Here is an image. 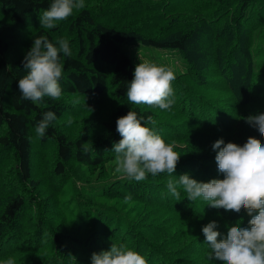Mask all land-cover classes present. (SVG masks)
I'll return each instance as SVG.
<instances>
[{
	"label": "trees",
	"instance_id": "1",
	"mask_svg": "<svg viewBox=\"0 0 264 264\" xmlns=\"http://www.w3.org/2000/svg\"><path fill=\"white\" fill-rule=\"evenodd\" d=\"M89 4L41 29L47 0H0V259L90 264L92 252L116 242L148 264H205L201 227L211 221L226 234L225 222L246 226L249 217L243 209L217 215L183 193L173 199L164 173L139 182L117 174L110 151L120 139L115 121L130 108L151 115L180 154L174 175L222 178L211 147L216 139L237 147L264 142L243 119L264 113V0ZM175 9L185 12L168 30ZM208 15L215 17L213 28ZM33 33L66 38L72 53L63 60L62 94L38 105L19 100L16 83ZM133 42L175 50L183 60L170 110L128 104L125 86L136 64L124 46ZM49 109L57 119L38 137L35 123ZM75 204L78 215L71 214ZM83 214L90 215L86 228Z\"/></svg>",
	"mask_w": 264,
	"mask_h": 264
},
{
	"label": "clouds",
	"instance_id": "2",
	"mask_svg": "<svg viewBox=\"0 0 264 264\" xmlns=\"http://www.w3.org/2000/svg\"><path fill=\"white\" fill-rule=\"evenodd\" d=\"M39 2V0H37ZM39 15L41 29H50L72 15L74 9L85 7V0H47ZM32 43L21 61L24 75L16 81L19 100L40 104L45 98L56 99L62 94L63 60L71 56L70 42L63 37L52 41L45 34H32ZM172 68L149 60H139L132 79L126 83L129 105H147L170 110L175 103ZM235 115V114H234ZM239 118V117H238ZM57 119L52 110L43 111L34 126V134L45 137ZM246 125L264 138V113L243 118ZM71 118L67 123L71 124ZM151 115H140L130 108L118 116L115 130L120 139L112 143L115 171L132 181H143L149 175H167L166 189L173 199L181 193L190 202L203 201L209 208L238 215L243 209L249 219L235 227L225 222L226 234L219 225L208 222L200 229L205 249V264H264V142L247 140L243 146L216 139L215 151L218 176L207 181L197 180L188 173L174 175L180 154L154 127ZM88 152L86 145H81ZM242 219V218H241ZM0 264H15L14 259H0ZM90 264H148L146 258L132 247L113 242L107 250L92 252Z\"/></svg>",
	"mask_w": 264,
	"mask_h": 264
},
{
	"label": "rangeland",
	"instance_id": "3",
	"mask_svg": "<svg viewBox=\"0 0 264 264\" xmlns=\"http://www.w3.org/2000/svg\"><path fill=\"white\" fill-rule=\"evenodd\" d=\"M90 1L94 2V1H99V0H85V7L92 5V4H89ZM173 4H174V1L172 2L171 5H173ZM181 5L183 6L184 4H181ZM190 8H192V7L187 6L185 9H190ZM185 9L173 10L174 15H173L172 20H171L172 23L167 26L168 30H169V27L171 28V27L176 25V20L181 18L182 14L185 12ZM190 14H192V13H190ZM207 19H208L209 27H211V28H213V26L215 27L216 20H215L214 15H212V16L208 15ZM223 37H225V36H223ZM199 40L204 42L205 37H201ZM124 48L126 49V51L128 52V55L131 57V59L133 60V62L135 64L139 63V60H145L146 59V60H149L153 63L166 65V66L172 68L175 75L179 74L180 72L183 71V60L181 59L179 53L175 50H165V49L152 48L150 46L143 45L140 42H133L130 45L124 46ZM201 93L205 96H207L209 94V93L204 92V91H201ZM71 206H72V208L75 209L76 204L71 205ZM71 214L72 215H78L79 213H77V210L75 209V211L72 212ZM89 216L90 215H88V214L82 215L83 228H86V224L90 221ZM72 219H73V217H72Z\"/></svg>",
	"mask_w": 264,
	"mask_h": 264
}]
</instances>
